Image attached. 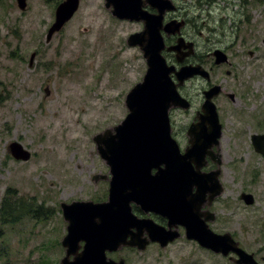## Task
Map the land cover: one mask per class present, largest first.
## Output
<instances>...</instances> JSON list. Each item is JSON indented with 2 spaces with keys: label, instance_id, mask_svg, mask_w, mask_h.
I'll list each match as a JSON object with an SVG mask.
<instances>
[{
  "label": "rangeland",
  "instance_id": "rangeland-1",
  "mask_svg": "<svg viewBox=\"0 0 264 264\" xmlns=\"http://www.w3.org/2000/svg\"><path fill=\"white\" fill-rule=\"evenodd\" d=\"M62 1L27 0L22 11L17 0H0V208L11 190L12 201L33 209L16 224H0V264H60L67 234L61 204L107 200L108 181L95 178L109 175V167L93 138L126 118V96L147 71L142 52L126 43L139 26L113 19L104 0H82L74 18L46 42ZM202 1L199 52L226 49L232 68H215L212 81L236 98L214 99L223 128L224 186L216 228L264 264V159L252 144L254 134L264 133V0ZM199 65L209 70L214 58ZM204 87V80L188 81L181 94L192 101L191 111L172 116L186 145ZM13 142L31 153L28 161L12 157ZM243 193L254 196L253 208L238 198ZM108 256L127 264H233L185 238L164 249L153 244Z\"/></svg>",
  "mask_w": 264,
  "mask_h": 264
},
{
  "label": "water",
  "instance_id": "water-1",
  "mask_svg": "<svg viewBox=\"0 0 264 264\" xmlns=\"http://www.w3.org/2000/svg\"><path fill=\"white\" fill-rule=\"evenodd\" d=\"M17 5L24 11L27 0H17ZM79 6L80 0H64L57 7L46 42H50L64 28ZM106 6L113 8V16L120 20L145 22V31L131 35L128 44L140 47L147 71L142 82L126 96V118L93 138L100 158L109 167L110 177L95 178L96 181H109L108 200L61 204L67 235L62 240L65 256L60 264H127L124 259L115 261L108 258L107 253H115L123 247L144 251L151 243H158L164 249L180 238L179 226L185 228L189 240H195L215 253L227 256L234 252L239 258L235 260L236 264H256L253 255L241 249L231 234L213 233L206 224L208 220L200 217L205 197L209 196L211 204L224 191L219 179L220 169L201 173L207 155L219 156L212 155V150L215 146L219 147L222 137V125L213 103V99L223 91L220 85L204 92L206 98L202 113L197 116L198 122L189 129V145L184 153L172 137L171 109L190 108V103L178 93V87L195 76L209 78L200 65L183 66L177 71L162 56L165 43L160 25L164 14L174 9L173 2L106 0ZM147 6L156 10L157 14L146 11ZM176 23L174 21L171 27L169 25L167 32L178 33L182 23ZM188 48L187 54L177 56L178 62L194 54L192 43ZM214 56L217 65L228 62L227 55L222 51H215ZM34 58L35 54L31 57V65ZM172 74L176 75L178 84L173 81ZM227 96L234 99L232 94ZM252 142L255 150L264 156V135H254ZM9 150L16 160L28 161L31 158V153L18 142H13ZM220 164L218 161V166ZM153 170L157 172L154 174ZM194 188L197 190L195 194ZM243 197L248 205L253 203L251 195ZM132 205L145 214L154 213L166 218L168 229L153 220L139 219L133 214Z\"/></svg>",
  "mask_w": 264,
  "mask_h": 264
},
{
  "label": "flooded vegetation",
  "instance_id": "flooded-vegetation-1",
  "mask_svg": "<svg viewBox=\"0 0 264 264\" xmlns=\"http://www.w3.org/2000/svg\"><path fill=\"white\" fill-rule=\"evenodd\" d=\"M171 1L173 2L174 9L171 10V11H167L164 14L163 21H162V23L160 25V34H161V36H162V38L164 40V43H165V49L162 52V56L165 57V59L167 60V63H168L169 66H173L176 70H178V69H180L183 66L199 65V64L206 63L207 58L213 60V56L212 55H213V52L216 51V50L217 51H222L223 53L227 54V52L225 51L226 49L221 48V47H215L212 52L207 53L206 55H202V53L199 52V42L197 40V37H195V36L197 34H199V36L202 35V32H201V27L202 26L200 25V12H201V10H202V8L204 6L202 4V2H203L202 0H196L195 3H193V2L189 3L190 0H171ZM211 1H213V0H210L208 2V4H211ZM103 3H104V8L108 11V13L111 15V17L113 19H115V20H117L119 22L127 21L128 23L129 22L135 23V24H137L139 26V28L134 33L130 34L128 36V38L131 35L143 33L145 31V22L144 21H134L133 22V21H129V20H120V19L116 18L115 16H113V14L111 12V10L113 8H111V9L107 8L106 0H104ZM145 10L148 11L150 14H157V11L152 9L150 6H147L145 8ZM206 17L209 18V15H206ZM202 19H203L202 21L204 22L203 28H205L206 24H207V21H205V19L203 17H202ZM208 20L210 21V19H208ZM223 20H225V19H223ZM223 20H222V22H223ZM174 21H176L177 23H182V26H181L180 31L178 33L170 34L169 32H167L166 28H168L169 25L171 27L172 23H174ZM234 26H235V23L233 24V27ZM83 29L84 28H82V31H83ZM206 29H208V28H206ZM87 30L89 31V29H87ZM128 38L126 40L127 46L130 47V48H135V49H138V50L141 51L140 47H138V46H136V47L132 46L131 47L128 44ZM182 39H183V41H182ZM189 43L193 44V50L195 51L194 54L189 56V57H187V58H185L182 62H178V60H177V56L178 55L182 56L183 54H187L189 52V48H188L189 47ZM180 45H182V47L180 49H178L177 47L180 46ZM228 58H229V55H228ZM226 65L229 66V67L232 66L230 58H229V63L226 64ZM226 65H221V66H216L215 65V67H210L209 71H210L211 75L206 80H204L200 76L199 77H195L194 79H192V80L199 79V80H202V81L204 80L205 87H204V90L202 91V95L204 94L205 90L210 89L214 85H218L217 83H213V81H212V74H213L212 70H214L215 68L224 67ZM231 68L232 67H230L229 69H231ZM226 74H231V70H227ZM172 77H173V79L175 81L177 80V77H176L175 74H173ZM192 80H190V81H192ZM185 84L183 86H185ZM180 93H181V88H180ZM222 96L226 97L222 93L217 98H220ZM229 99L232 100L231 98H229ZM203 101H204V96H203ZM191 103H192V101H191ZM198 111H196V116L193 118V120L191 122V125L196 122L195 118L197 117ZM175 112H181V111L180 110L173 111V113H175ZM171 125H172V137L177 141V143L179 144L180 147L185 146L186 143H185V141L183 139V131L178 132V130H177L178 127L175 126L172 116H171ZM190 126H189V128H190ZM189 128L187 129V132H186V137H187V139H185L186 142H189V136H188ZM187 146H188V143H187L186 147ZM215 152H218V149L214 148L212 150V153H213L212 155H215ZM219 160H220L221 165H222L223 160H222V156L221 155L218 158L216 156L215 157H211V156L207 155L206 159H205L206 165L204 167H202L201 173L208 174L210 172H213V171H216L217 169H219V167H218V161ZM156 172H157L156 170H153V173H156ZM108 184H109V182H108ZM195 193H197L196 188H194V191H193V194H195ZM223 194H224V192L222 193V195ZM222 195H220L217 198H215L213 200V202H211V204L209 203L210 202L209 201V196L207 195L205 197L204 205L201 207V210H200L201 219L204 220V221L208 220V221H206V224L210 227V229L215 234H220V235L228 233L226 230H221L219 228V230L224 232V233H222L216 228V225L218 224V222L220 220V216H219V214L217 212L216 205H218V203L220 202V200H221L220 197ZM243 195H244V193L238 197V198H240L241 202H244L246 206H250L251 208H253V205H254V202H255L254 201V196L252 194H250V195H252V202L253 203L248 205L246 203L247 201L243 197ZM133 213L140 219L148 218V219L153 220L156 224H158V225H160L162 227L168 228V220L166 218H163L160 215H155L153 213H149V215H145L141 209H138V208H135V207H134ZM262 215H263V219H264V212L262 213ZM210 219H212V220H210ZM174 229L175 228L173 227L172 230H174ZM177 231L181 235L180 238H178L175 241L169 243L168 247L173 245L174 243H176L178 240H180L182 238H185L188 242L193 243L194 245L198 246L202 251H204L207 254H209L210 257L219 258V257L222 256V257H224V259H228L230 262H233V264H236L235 260H237L238 257L235 255L234 252L229 253L228 256H223L220 253H215L212 250L203 247L197 241L189 240L188 238H186L185 237L186 232H185V229L182 226H179L177 228ZM233 238H234V236H233ZM156 245H158V244H156ZM127 249H129V248H127ZM130 249L135 250V248H130ZM255 257H256V255H255ZM255 259L257 260V258H255Z\"/></svg>",
  "mask_w": 264,
  "mask_h": 264
},
{
  "label": "trees",
  "instance_id": "trees-1",
  "mask_svg": "<svg viewBox=\"0 0 264 264\" xmlns=\"http://www.w3.org/2000/svg\"><path fill=\"white\" fill-rule=\"evenodd\" d=\"M13 191L8 190L5 194V198L2 200L0 208V224H16L20 220L26 217L28 214H33V209L29 210L27 206H20V201H12ZM41 264H48V262H42Z\"/></svg>",
  "mask_w": 264,
  "mask_h": 264
}]
</instances>
